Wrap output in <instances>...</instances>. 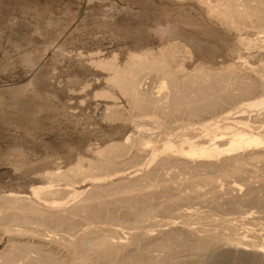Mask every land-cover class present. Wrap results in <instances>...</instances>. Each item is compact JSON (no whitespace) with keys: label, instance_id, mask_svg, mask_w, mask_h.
I'll return each mask as SVG.
<instances>
[{"label":"bare ground","instance_id":"obj_1","mask_svg":"<svg viewBox=\"0 0 264 264\" xmlns=\"http://www.w3.org/2000/svg\"><path fill=\"white\" fill-rule=\"evenodd\" d=\"M180 1L238 34L232 50L243 61L184 73L179 54L189 48L176 38L124 63L92 60L135 113L115 102L108 116L134 131L100 146L97 160L49 173L32 196L0 195V264H264V0ZM154 74L156 91L147 87ZM133 166L143 172L129 178Z\"/></svg>","mask_w":264,"mask_h":264},{"label":"rangeland","instance_id":"obj_2","mask_svg":"<svg viewBox=\"0 0 264 264\" xmlns=\"http://www.w3.org/2000/svg\"><path fill=\"white\" fill-rule=\"evenodd\" d=\"M188 7L180 0H0V195L32 196L34 188L49 186L45 177L57 168L97 160L100 146L122 143L133 133L129 120L108 116L106 105L115 102L125 116L135 113L107 80L109 71L92 60L116 54L124 63L133 50L157 51L176 38L189 48L179 54L184 73L200 64L221 69L243 61L232 50L238 46V34H228L203 10ZM249 62L260 64L259 59ZM245 67L238 70L244 73ZM148 79L147 87L158 89V75ZM110 91L117 101L100 95ZM253 112L246 114L261 115ZM261 120L256 124L263 126L264 116ZM155 129L149 132L154 135ZM156 161L147 167L154 168ZM139 166L129 168L127 176L141 174V169L136 171ZM183 178L184 174L177 180ZM242 188L247 191L246 185ZM252 213L247 214H256ZM0 236L1 252L7 238Z\"/></svg>","mask_w":264,"mask_h":264}]
</instances>
